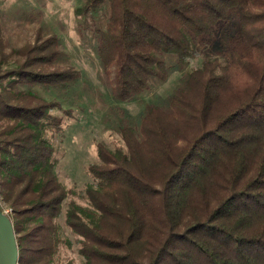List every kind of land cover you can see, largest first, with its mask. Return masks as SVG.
Returning <instances> with one entry per match:
<instances>
[{"label":"trees","instance_id":"obj_1","mask_svg":"<svg viewBox=\"0 0 264 264\" xmlns=\"http://www.w3.org/2000/svg\"><path fill=\"white\" fill-rule=\"evenodd\" d=\"M109 8L97 53L114 98L166 77L162 53L197 55L194 39L234 15L236 35L187 76L169 109L151 106L122 147L96 142L97 163L64 223L84 264H264V0H86ZM55 36L40 30L7 52L0 24V209L18 264H53L67 190L56 174L58 102L19 86L59 85L79 72L51 68ZM56 112H61L58 115ZM53 139V138H52Z\"/></svg>","mask_w":264,"mask_h":264},{"label":"rangeland","instance_id":"obj_2","mask_svg":"<svg viewBox=\"0 0 264 264\" xmlns=\"http://www.w3.org/2000/svg\"><path fill=\"white\" fill-rule=\"evenodd\" d=\"M85 2L0 0V24L7 52L32 42L40 30L43 37L57 39L60 53L51 68H72L79 72L78 77L64 84L17 87L70 110L68 116H63L61 136L50 138L55 147L56 174L67 190L63 214L56 222L60 235L70 243L59 245L53 264H84L77 252L76 237L65 226L64 211L70 201L87 206L84 190L92 183L87 167L98 161L96 142H103L110 149L122 147L119 129L137 127L151 106L168 110L171 97L185 87L191 70L200 67L204 60L217 57L237 30L236 19L231 15L210 33L194 39L197 55L186 62H179L174 53H162L166 77H152L146 89L120 100L112 95L111 78L105 74L97 53L99 37L109 17L108 5L104 1L95 9L82 12L80 8ZM244 5L245 0H238L234 12Z\"/></svg>","mask_w":264,"mask_h":264},{"label":"water","instance_id":"obj_3","mask_svg":"<svg viewBox=\"0 0 264 264\" xmlns=\"http://www.w3.org/2000/svg\"><path fill=\"white\" fill-rule=\"evenodd\" d=\"M0 264H18L16 235L9 217L0 209Z\"/></svg>","mask_w":264,"mask_h":264},{"label":"built area","instance_id":"obj_4","mask_svg":"<svg viewBox=\"0 0 264 264\" xmlns=\"http://www.w3.org/2000/svg\"><path fill=\"white\" fill-rule=\"evenodd\" d=\"M4 213H6V212H4Z\"/></svg>","mask_w":264,"mask_h":264}]
</instances>
